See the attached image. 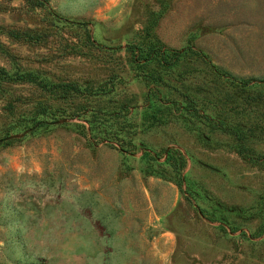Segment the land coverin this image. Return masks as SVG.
<instances>
[{
	"label": "rangeland",
	"instance_id": "374dc122",
	"mask_svg": "<svg viewBox=\"0 0 264 264\" xmlns=\"http://www.w3.org/2000/svg\"><path fill=\"white\" fill-rule=\"evenodd\" d=\"M0 85V264H264V0H0Z\"/></svg>",
	"mask_w": 264,
	"mask_h": 264
},
{
	"label": "trees",
	"instance_id": "16d2710c",
	"mask_svg": "<svg viewBox=\"0 0 264 264\" xmlns=\"http://www.w3.org/2000/svg\"><path fill=\"white\" fill-rule=\"evenodd\" d=\"M33 4V3H32ZM31 4V5H32ZM153 53V54H152ZM176 52H173L172 54L167 55L168 61L167 64H172L177 59ZM152 54V55H151ZM165 49L160 48V45H156L155 47L152 46L149 48V51L147 53V56L144 57V59H150L155 58L157 60H165ZM87 85V84H86ZM88 86H93V84H88ZM81 84L76 79H69V78H63L59 79L56 82H53L51 86L49 87V91L46 93H40L39 96H37V102L43 103L44 105L50 106L51 102H60L56 104V108L60 110V108L63 107V109L67 108L72 112V114L81 116L79 112L82 111V105L84 104L83 96L85 92L82 91ZM0 90H4V85H0ZM46 109H44V112ZM51 115L48 116L49 119L53 120L55 119V116L53 113H49ZM48 119L47 118H38L33 120L34 123H44ZM89 120V119H87ZM89 129H94L99 131L102 127L99 125L98 122L93 121L89 127ZM181 161H179V165L181 166L183 164V157L181 156Z\"/></svg>",
	"mask_w": 264,
	"mask_h": 264
}]
</instances>
